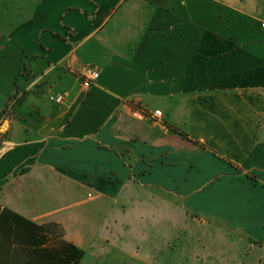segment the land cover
<instances>
[{"label":"crops","instance_id":"0c3cea01","mask_svg":"<svg viewBox=\"0 0 264 264\" xmlns=\"http://www.w3.org/2000/svg\"><path fill=\"white\" fill-rule=\"evenodd\" d=\"M263 21L264 0H0V264H168L195 226L258 260ZM226 72L262 86L208 90ZM208 97L237 127H192Z\"/></svg>","mask_w":264,"mask_h":264},{"label":"rangeland","instance_id":"374dc122","mask_svg":"<svg viewBox=\"0 0 264 264\" xmlns=\"http://www.w3.org/2000/svg\"><path fill=\"white\" fill-rule=\"evenodd\" d=\"M239 77L240 76H235V74H230L226 72L224 76L217 78L216 83H212L211 85H209L208 90L211 89L212 91L224 92V91H230L236 88L238 89V88L251 87V86L260 88L262 86V84H254V85H252L251 83L247 84L245 83L246 80L244 79V77H242V79ZM211 98L212 97H208V100L206 101L200 100L199 102H194V106L198 110L203 109V111L200 112L202 114L196 113V116H195L196 119L201 120V121H206V124L205 126L194 124L192 125V127H237L234 124V116L232 114H235L237 117H239L238 116L239 114L236 113V111L234 110L232 113L224 112L223 109L227 106L240 109L238 102L230 103V101L227 99L222 100L220 97H216V102H218L219 104L221 103L222 107H217V106L215 107L211 104L212 102ZM206 118H210V119H206ZM240 125L242 126H238V127H244L243 124H240ZM249 127H252V126H249ZM171 225L173 224H169V226ZM188 230L190 231V236H189L190 238H188V240H185L187 243L184 242V244L181 243L182 239H180L181 242L179 244L181 246L178 249H176L177 254H175L174 261L173 263H168V264H264V259H263L264 249L255 248V250H253V252L258 253V256H259L258 260L250 256L251 254L250 255L248 254L247 256L246 255L242 256L241 259L234 258L233 260H230L229 258H223L225 254H222L221 252H217V251H220L219 250L220 247L212 243L213 242L212 240L211 241L209 240V243H207V248H206L207 250L203 248L204 246L202 247L201 245L198 244L197 239L199 238L198 234L200 232V229L197 226L193 228L190 227V229ZM191 232H193V234H191ZM146 238H150V236ZM174 245L176 246V244ZM146 246L147 245L143 244V247H146ZM183 247L188 248L189 253L185 251ZM201 251L206 252L204 254L205 258L204 256L201 255ZM239 254L241 255V253ZM232 255L235 256L237 255V253H233ZM124 256L126 257L124 260H122L123 264H166L165 259L153 260V259H150L149 257H146L145 254H143V257L139 259L130 257V256L128 257L127 255H124ZM184 256H186L187 259H185ZM116 264H122V263L121 261H119Z\"/></svg>","mask_w":264,"mask_h":264},{"label":"built area","instance_id":"2783aa9c","mask_svg":"<svg viewBox=\"0 0 264 264\" xmlns=\"http://www.w3.org/2000/svg\"><path fill=\"white\" fill-rule=\"evenodd\" d=\"M261 27L264 28V21L261 23ZM84 71L86 72V74L81 81V85L83 88L88 89L93 84V82H95L99 78V73L95 70L90 69H84ZM48 99L55 105H62L65 102L66 95L62 93L51 94ZM161 115V111H155L153 113L154 118H159L161 117Z\"/></svg>","mask_w":264,"mask_h":264},{"label":"trees","instance_id":"16d2710c","mask_svg":"<svg viewBox=\"0 0 264 264\" xmlns=\"http://www.w3.org/2000/svg\"><path fill=\"white\" fill-rule=\"evenodd\" d=\"M5 111H6V109L0 114V118L5 114ZM1 140H2V137L0 138V142H1ZM43 228L47 232L62 235V231H58L56 225L49 224V225L44 226Z\"/></svg>","mask_w":264,"mask_h":264}]
</instances>
